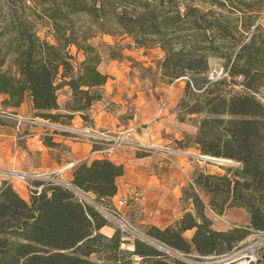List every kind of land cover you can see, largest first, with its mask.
<instances>
[{
	"label": "trees",
	"instance_id": "trees-1",
	"mask_svg": "<svg viewBox=\"0 0 264 264\" xmlns=\"http://www.w3.org/2000/svg\"><path fill=\"white\" fill-rule=\"evenodd\" d=\"M155 1L43 0L41 14L49 21L57 45L38 38L28 20L14 21L10 38H6L7 30L0 32V95L7 96L2 105L17 109L28 97L36 117L63 124L75 113L85 119L92 104L102 98L99 89L108 76L98 70L101 59L88 44L87 35L70 27L72 16L88 17L100 31H104L103 21L112 19L139 47L154 39L166 54L161 71L170 82L186 72L206 79L207 64L201 52L173 49L171 41L183 31L178 0ZM68 46L84 54L75 74L72 58L64 53ZM8 58L10 66L4 68ZM111 58L118 59L115 55ZM60 69L62 82L57 84ZM226 72L230 79L243 78L241 86L247 91L257 90L256 83L264 80V31L253 34L239 48ZM190 84H186V96L192 94ZM204 84L208 85L207 80ZM61 86L71 92L70 104L63 109L67 114L60 113L57 101ZM208 87L203 89L202 82L192 87L203 90V98L190 108L185 98L180 100L189 114H206L193 142L202 155L232 160L237 166L228 167L224 176L198 174L193 185L183 191V200L191 201L192 212H185L172 226H149L143 233L184 255L220 257L250 232L264 233V102L252 94L225 97ZM41 141L48 149L58 146L47 134ZM123 173L122 165L94 159L72 167L70 184L91 195L94 202L106 203L116 194V179ZM31 185L35 189H29L26 201L8 181L0 183V264H186L143 240L136 238L130 243L118 229L111 237L103 235L100 230L111 226L110 222L93 205L80 202L72 190L46 181ZM38 187H42L39 192ZM198 192L209 197V208L219 216L228 208H243L249 214L248 226L214 230ZM187 230H194L190 243L183 237ZM123 244H131L133 250H122ZM260 251L255 264H264V248ZM92 255L101 258L93 261ZM135 257L141 261L134 263Z\"/></svg>",
	"mask_w": 264,
	"mask_h": 264
},
{
	"label": "rangeland",
	"instance_id": "rangeland-1",
	"mask_svg": "<svg viewBox=\"0 0 264 264\" xmlns=\"http://www.w3.org/2000/svg\"><path fill=\"white\" fill-rule=\"evenodd\" d=\"M144 1L156 2L155 0ZM43 5V0H0V32L7 30L9 33L6 35V38H10L14 33L11 29V24L17 19L28 20L29 22H31L32 30L38 38L46 41L49 45L56 46L57 42L55 40L50 23L47 18L41 14V8ZM177 7L182 18L181 23L183 31L178 35L180 36V38L171 41L173 44V49L177 50L179 48H185V50L192 49L195 51L197 50L196 52H201L207 64L206 79L203 75H197L193 72H186L184 76H181L180 78L170 82L167 77H164L162 75L161 64L165 59L166 54L160 47V45L156 44L155 41H153L154 39H151V41L146 43V47H139V45H136V43L134 42V38L124 34L121 28L117 26L112 19H109L107 21L102 20L104 31H100L98 28L90 24L88 17L84 15H80L79 17L72 16L70 27H72L73 31L77 34L82 33L87 35L88 44L95 48L101 59V63L103 62V65L101 67H99L101 63L98 66L99 71H103L104 65H109L113 61L117 63H123L128 67V73L124 76L125 78L131 81H140L142 84H144V88L148 89H152L156 86H163L166 89L168 88V91L165 93L166 96L168 95V97L170 92H172L171 88L173 85L175 86L176 84L178 85L180 83L183 86L182 96L179 98L174 111L176 112L178 121L189 125L193 133L184 134L182 141L176 142V145L179 148L186 147L190 149V151L188 152L190 155H188V157L190 158L191 162L198 167L193 173V185V180L198 174L203 173L224 176L227 173V168H235L237 166V163L232 160L225 159H223V161L227 162L218 163L202 158L205 155H202L200 153L193 140L198 132L199 122L206 117V114H189L187 109H182V107L180 106V100L182 98H185L189 108L195 102L201 101L203 98V90L194 91L192 87L195 89L197 87V83L201 84L202 82L203 89H205L209 85L208 88L214 90V92L216 93L222 94L225 97H229L235 94H252L257 100L264 102V80L256 83L257 90L255 92L247 91L243 86H241L243 78L239 77H234L231 79L223 78L220 79L219 83L217 84H204L205 80H207L208 73L213 72L214 70H219L220 68H223V71L226 72V68L232 63L235 53L243 44L249 41L253 34H262V32L264 31V0H178ZM64 53L72 58L70 62L74 67V74L77 73L78 64L84 60L83 52L78 51L74 46H68L67 48H65ZM113 55L117 56L118 59L113 60L111 58ZM10 61L11 59L8 58L4 68L10 66ZM56 82L57 84H61L62 82L61 69L59 75L57 76ZM189 82H191L190 88L192 90V94L186 96L184 90L186 84H188ZM99 92L102 96L103 89H99ZM57 98V101H59L58 104L61 108L60 113L67 114V112H65L63 109L67 105H69L71 101V92L69 88L67 86H61L58 90ZM101 99L94 102L92 105H101ZM166 102L167 100L165 98L163 101H161L160 105L163 107L164 103L166 105ZM22 104L27 111L28 118L35 119L38 124L45 123L51 125L46 128H41V126L37 125L41 130H43L42 132H44L41 137L45 134H52V140L55 137L62 136L63 138H71L72 142L86 144L91 143L90 145L92 147V150L98 151V154L105 158H108L115 151H111L109 154L106 149H109V147L111 146L110 143L101 142L99 140V136L105 135L107 137L117 138L123 133L121 132L122 129H101L99 131H94L93 129H91L93 128V119L91 118L90 113L91 107L85 113V119H82L79 113H75L74 117L79 116L80 118L75 120V122H72V120L74 119L73 118L67 123L55 124L50 123L49 121L42 118L36 117L35 111L33 110L30 99L28 97L25 98ZM112 106L116 107L115 104H108L106 108L111 112H114V109L117 110H115L114 113L120 123L127 121L128 118L132 119L133 109L125 108L124 110H122L120 105L118 106V108ZM14 110L16 109L7 108L6 106L2 105L1 102L0 111L12 112ZM180 118H183V120L180 121ZM61 128L73 129L75 131L88 129L90 130V132L94 133L95 139L94 137L84 136L81 133L74 134L70 132H64L61 131ZM96 138L98 139V141ZM61 140L62 139H60V141ZM53 142L58 144V146L52 149L47 148V150L48 157H50L52 162L56 164L54 170L46 168L43 171L44 173H40V175L42 176L38 179H34L33 181L49 182V180H51L50 182L59 184L72 191H75V188L66 178V171H61L62 168L68 167V165L71 164L73 156L70 150V146L72 144L70 142L64 144L63 142H58L57 140H53ZM72 148L76 150L78 149V146L74 145L72 146ZM85 148H88V146H86ZM125 148L131 147H123L119 148V150H123ZM136 150L140 151L144 149ZM176 152L177 150L173 153ZM29 157V159H31V163H36V158H31V155H29ZM89 160H91L90 156L87 158L82 156L80 157V161H78L77 163L90 162ZM46 163H49V159L46 160ZM0 170H3L5 172L16 171L23 173H33L31 171L26 172L23 170ZM4 180L8 181L13 188L15 187L17 192H19L26 198L27 192L24 183L15 178L11 179L9 176L1 174L0 183ZM33 181L31 180L30 183ZM189 186H191V184ZM189 186L185 187L183 191L188 190ZM27 191L29 195V189H27ZM198 193L204 204L207 205L205 206V211L206 209H209L214 215H216L215 222L220 223L222 226L221 228L230 230L235 227L246 228L248 226L249 214L243 208H228L222 213V215H220L223 216V218H221L222 220H219L218 218L220 216L215 214L209 208V197L205 196L203 192ZM83 198L89 204L95 207L101 205L100 203L94 202L92 198L86 195H83ZM185 202L190 203L191 201L185 200ZM105 205H107V203L102 204V206ZM110 225L114 227L113 223L111 222ZM139 238L140 240H143L148 244L155 246L156 248L158 247L157 243L148 238L143 232H140ZM124 239H126L127 241L134 240V238L130 235H125ZM249 241L256 243L258 247L263 249L264 233L250 232L247 238L242 242L246 243ZM126 245L127 244H123L121 246V249L128 250L126 249ZM163 252L167 253L171 257L178 258L186 264H194V262L196 261L193 260V257L198 256L196 254L184 255L182 253H178L169 249L164 250ZM90 258L93 261H98L101 256L92 255ZM132 261L134 263H139L141 260L140 258L135 257L132 258ZM218 261H221V259L203 260L202 264H220V262L217 263Z\"/></svg>",
	"mask_w": 264,
	"mask_h": 264
},
{
	"label": "crops",
	"instance_id": "crops-1",
	"mask_svg": "<svg viewBox=\"0 0 264 264\" xmlns=\"http://www.w3.org/2000/svg\"><path fill=\"white\" fill-rule=\"evenodd\" d=\"M102 65L103 62L99 67ZM100 72L107 75L108 80L100 88L103 89L101 105L91 106L93 128H90L94 131L122 129V134L129 135L146 150L118 149L105 158L98 154V151L92 150L91 143L70 142L73 159L71 164L62 168L61 171H66V178L70 182L72 167L80 161L82 156L86 158L90 156L91 160L107 159L117 165H122L124 173L116 179L117 192L106 203L127 200L133 194H137L138 202H129L127 206L120 208V211L127 216L138 231L144 232L149 226L159 229L172 226L181 219L185 212H192L191 202L186 203L183 200L182 191L185 187L192 185L193 173L198 168L188 157L190 149L179 148L176 145V142L182 141L184 134L193 133L189 125L178 121L174 111L182 96L183 86L180 83L173 85L168 97L165 94L168 88L156 86L148 89L144 88V84L140 81L125 78L128 67L123 63L113 61L109 65H104L103 71L100 70ZM165 98L167 102L162 107L160 104ZM6 99L7 96L0 95V108L1 102ZM108 104H115L116 107L112 106L115 108L120 105L122 110L133 109L132 119L128 118L126 123H120L114 113L116 109L111 112L106 108ZM73 118L72 122L80 119L79 116ZM37 125L35 119L27 117L23 104L12 112L0 111V169L31 171L39 174L44 173L46 168L54 170L56 164L48 157V150L40 140L44 132ZM55 138L54 141L57 140L64 144L69 142L62 136ZM74 145L78 146V149H73ZM86 146L88 148H85ZM176 150L177 152L173 153ZM139 153L146 155L138 157ZM29 155L37 159L36 163H31ZM47 159H49L48 164ZM26 192V198L19 192L17 193L24 200L29 201L27 188ZM205 213L212 221L214 230H228L221 228V224L215 222L216 215L209 209H206ZM221 218L223 216L218 219L222 220ZM100 232L111 237L115 233V228L105 226ZM193 233L194 230L185 231L184 239L190 243ZM129 242L132 243V241ZM126 249L132 251L133 246L127 244Z\"/></svg>",
	"mask_w": 264,
	"mask_h": 264
},
{
	"label": "built area",
	"instance_id": "built-area-1",
	"mask_svg": "<svg viewBox=\"0 0 264 264\" xmlns=\"http://www.w3.org/2000/svg\"><path fill=\"white\" fill-rule=\"evenodd\" d=\"M223 78H228L227 72L223 71V68H220L219 70H214L213 72H210L207 74V80L208 83H216L220 79ZM39 126L41 128H46L51 125L45 124V123H39ZM61 131L64 132H70V133H76L79 134L81 133L84 136H90L94 137V133L90 132V130L85 129L82 131H75L73 129H62ZM52 136V134H50ZM53 137V136H52ZM65 140L72 142L71 138H64ZM95 139V137H94ZM97 139V138H96ZM99 140L101 142L105 143H110L109 149H106V151L110 154L111 151H115L119 148L123 147H131V148H136V149H145V147L141 146L134 140H132L129 135L127 134H122L121 136L117 138H112V137H107L105 135L99 136ZM98 141V139H97ZM112 143V144H111ZM148 149V148H147ZM6 175L9 176L11 179H17L20 182L24 183L27 189H35L32 187L30 181L34 179L40 178L42 175L37 174V173H23V172H16V171H3L0 170V175ZM51 180H49L50 182ZM48 182V181H46ZM42 187H38L37 191L39 192ZM74 191V190H73ZM75 195H77L78 200L80 202L84 201L85 203H88L84 198L83 192H81L78 189H75L74 191ZM87 196V195H86ZM139 200V196L133 194L130 196L127 200H119L116 203H107V205L102 206L99 205L98 207L94 206L109 222L113 223L114 228L118 229L123 235L131 236L134 239H140V232L135 228V226L131 223V221L127 218V216L120 211V208L125 207L128 205L129 202H137ZM89 204V203H88ZM257 246L256 243L249 241L246 243L241 242L234 248L230 253L225 254L220 257H203V260H215V259H221V261H218L217 263L220 262V264H255L259 257H260V248ZM201 262H194V264H202Z\"/></svg>",
	"mask_w": 264,
	"mask_h": 264
},
{
	"label": "water",
	"instance_id": "water-1",
	"mask_svg": "<svg viewBox=\"0 0 264 264\" xmlns=\"http://www.w3.org/2000/svg\"><path fill=\"white\" fill-rule=\"evenodd\" d=\"M62 129H65V128H62ZM203 159L209 160V159H207V158H204V156H203ZM219 160H221L220 162L222 163L223 159H219ZM157 246H158V248H159L160 250H162V251H164V250H168V249H169V248H167L166 246H164V245H162V244H157ZM169 250H171V249H169ZM202 259H203V257H201V256H194V257H193V260L196 261V262H201Z\"/></svg>",
	"mask_w": 264,
	"mask_h": 264
},
{
	"label": "bare ground",
	"instance_id": "bare-ground-1",
	"mask_svg": "<svg viewBox=\"0 0 264 264\" xmlns=\"http://www.w3.org/2000/svg\"><path fill=\"white\" fill-rule=\"evenodd\" d=\"M202 158H203V157H202ZM204 158H207V159H209L210 161H214V162L221 163V162H220L221 160H219V159H217V158H212V157H207V156H204ZM225 162H227V161H222V163H225Z\"/></svg>",
	"mask_w": 264,
	"mask_h": 264
}]
</instances>
